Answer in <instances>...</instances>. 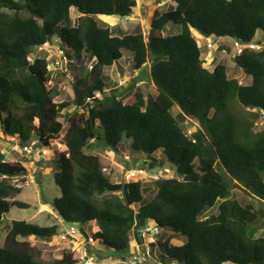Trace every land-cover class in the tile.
Instances as JSON below:
<instances>
[{
	"label": "trees",
	"instance_id": "16d2710c",
	"mask_svg": "<svg viewBox=\"0 0 264 264\" xmlns=\"http://www.w3.org/2000/svg\"><path fill=\"white\" fill-rule=\"evenodd\" d=\"M169 1L175 6L155 11L146 34L137 26L119 35L95 17H129L136 0H0V140L15 138L25 147L34 136L40 147H49L61 135L53 176L60 196L50 205L85 239L84 228L97 227L92 239L112 252L126 254L141 244V230L152 223L151 230L162 236L148 251L158 247L161 264H264V236H256L264 228V208L228 201L239 189L264 204V127L254 132L253 121L234 114L239 105L264 121V48L234 56L251 78L242 85L228 76L224 63L209 71L205 50L192 35L194 29L205 37L248 43L260 33L263 41L264 0ZM71 9L79 15L76 23ZM167 25L180 30L163 36ZM53 36L68 62H81L85 53L92 59L90 70L74 75L73 104L53 100L57 77L44 58H29ZM124 52L134 70L149 64L155 95L114 89L96 96L110 89L103 69ZM186 119L200 126L189 136L181 127ZM123 142L143 156L161 152L157 164L144 163L148 168L166 161L174 169L169 178L153 182L156 192L149 201H143L139 181H110L92 153L95 147L119 153ZM26 174L20 162L4 161L0 154V230L11 206L29 207L14 199L21 192L14 179ZM59 234L57 224L13 221L5 227L0 264H75L70 250L43 260L41 249L27 240ZM173 238L184 242L172 246Z\"/></svg>",
	"mask_w": 264,
	"mask_h": 264
},
{
	"label": "rangeland",
	"instance_id": "374dc122",
	"mask_svg": "<svg viewBox=\"0 0 264 264\" xmlns=\"http://www.w3.org/2000/svg\"><path fill=\"white\" fill-rule=\"evenodd\" d=\"M174 6L175 3L169 0H136L133 14L129 17H112L113 20H111V17L96 16L95 19L102 26L114 28L115 33L119 35L133 32L137 26L146 34L150 28L154 12L161 13ZM71 19L75 23L78 19V13L73 9H71ZM179 30L180 26L178 25H167L162 35H174ZM192 35L199 47L205 49L204 46L208 43L213 46L212 49H208L210 54L202 55L209 71H212L216 64L224 63L230 78L237 79L239 84L242 85L250 83V76L244 75L234 62L235 54L232 49V39L205 37L194 29L192 30ZM256 36V38H261L260 33ZM60 50L59 40L57 36H53L49 43H46L42 47L34 48L29 58L30 61L34 58H44L47 61V69L51 72L50 74L57 77V90L53 95V100L55 102L67 101L73 104L72 82L75 79L74 75L80 76L86 69L90 70L92 59L85 53L81 62L80 60L74 61V59H69L66 65L65 62L68 58L62 55ZM149 67V64H146L141 70H134L130 54L124 52L123 56L116 63L103 69L107 87L110 89L106 88L103 94L99 93L97 96L108 95L109 90L114 89L120 90L123 93H132L140 90L144 98L147 95H155V88L149 81ZM171 112L173 115H176L178 109L173 107ZM234 114L253 121L255 125L254 132L258 133L264 127V121L261 118L251 117L250 111L239 105H235ZM58 120L63 122L64 118H59ZM65 127L66 125L64 124V129ZM181 127L188 136L200 128L198 123L191 119H186L181 124ZM60 137L61 135L49 147H40L33 136L29 143L26 144L28 150H24L19 146L15 138L8 137L0 140L2 159L8 162L13 160L18 161L15 159H19L25 168H27L26 176L14 179L15 184L21 188V192L15 195L14 199L29 205L28 208L11 206L8 213L3 215L0 230V247L3 243L5 227L13 221H26L42 227L57 224L60 227L59 236L50 239L27 238L29 242H32L37 248L41 249L43 260L59 259L65 250H70L73 252L76 260L75 264H138L140 261V264H161L159 262V248L155 246L158 249L154 248L153 252L147 250L149 243L156 242L162 236L160 230H151L152 223L147 228L141 230L142 243L139 245L135 243L126 254L112 252L95 241L86 244L82 241V236L60 239V236L70 227V225L61 222L60 217L57 216L50 205V201L53 198L60 196V190L55 185L53 178L57 171L55 152L60 146ZM36 152L37 155L35 154ZM92 153L99 157L103 172L110 181L114 183L139 181L142 184L143 201H149L154 196L156 189L153 182L158 178H169L172 176L174 170L166 161H164L162 166H157L158 168H148L144 163L153 160L157 164L162 159L161 152L157 151L150 157L143 156L140 153L131 151L129 142L121 143L119 153H115L106 147H95ZM232 200H236L241 205L251 202L256 208H264L263 203L250 198L239 189L231 191L228 201ZM42 205L43 207H41ZM92 225L88 227L89 230L87 231L97 230V227H92ZM90 232L89 236H92ZM256 236H264V228ZM166 238L164 236V239ZM183 242V238L180 240L172 239L170 240V245L179 246Z\"/></svg>",
	"mask_w": 264,
	"mask_h": 264
},
{
	"label": "built area",
	"instance_id": "2783aa9c",
	"mask_svg": "<svg viewBox=\"0 0 264 264\" xmlns=\"http://www.w3.org/2000/svg\"><path fill=\"white\" fill-rule=\"evenodd\" d=\"M206 48L207 49H212L213 48V46L211 45V44H206ZM264 48V40L263 41H259L258 39H255L254 41H252V42H248V43H240L239 41H236V40H233V43H232V49H233V52H234V54H235V56L236 55H240L244 50H249V51H260V50H262ZM60 53L62 54V55H64V53H63V50H62V48H61V50H60ZM65 56V55H64ZM66 57V56H65ZM68 60L66 59V62H65V64L67 65L68 63ZM96 96H97V94H96ZM98 97V96H97ZM99 98V97H98ZM24 150H28V147L27 146H25V147H22ZM76 236H79V237H81V235H80V233H79V231H78V229H77V227H75V226H70L69 227V229L66 231V232H64V234H62L61 236H60V239H62V238H65V237H68V238H75ZM82 238V241H84L86 244H88V243H92L94 240L92 239V236H88V238L87 239H85V238H83V237H81ZM147 250H148V245H147ZM141 263V261L140 262H138V264H140Z\"/></svg>",
	"mask_w": 264,
	"mask_h": 264
},
{
	"label": "crops",
	"instance_id": "0c3cea01",
	"mask_svg": "<svg viewBox=\"0 0 264 264\" xmlns=\"http://www.w3.org/2000/svg\"><path fill=\"white\" fill-rule=\"evenodd\" d=\"M74 10V9H73ZM79 16V15H78ZM109 17H111L110 19L111 20H113V18L112 17H114V16H109ZM224 38H227V37H224ZM256 39H258V38H256ZM204 48H205V46H204ZM205 50V52H204V55L205 54H207V53H209V51H208V49L206 50V49H204ZM210 54V53H209ZM208 56H210V55H208ZM212 56V55H211ZM211 60H212V58L210 59V62H211ZM123 93V92H122ZM34 152V151H33ZM36 155H37V152L35 153ZM34 159H35V157H34ZM15 160H18V162H20L23 166H24V164L21 162V161H19V159H15ZM14 161V160H13ZM25 167V166H24ZM27 169V168H26ZM41 207H43V205L41 206ZM61 220V219H60ZM89 226H91V225H87L84 229H85V231H87V230H89L88 229V227ZM92 227H95L94 225H92ZM87 232H90V231H87ZM93 232H95L94 231V229L90 232V233H93ZM30 237H34V236H30ZM173 239H177V238H173ZM172 240V239H171ZM178 240H180V239H178ZM32 243V242H31ZM3 244V243H2ZM33 244V243H32Z\"/></svg>",
	"mask_w": 264,
	"mask_h": 264
}]
</instances>
